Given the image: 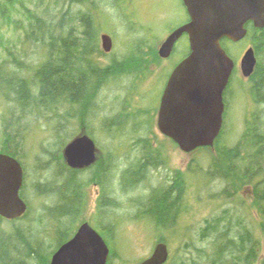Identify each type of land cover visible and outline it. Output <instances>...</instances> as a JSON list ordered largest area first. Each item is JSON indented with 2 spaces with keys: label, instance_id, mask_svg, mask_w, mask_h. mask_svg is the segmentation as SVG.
Wrapping results in <instances>:
<instances>
[{
  "label": "rangeland",
  "instance_id": "obj_1",
  "mask_svg": "<svg viewBox=\"0 0 264 264\" xmlns=\"http://www.w3.org/2000/svg\"><path fill=\"white\" fill-rule=\"evenodd\" d=\"M25 2L29 7L39 6L41 9L45 6L52 9L63 6L72 10L83 9L93 12L99 29L100 51L103 53L95 56V59L100 63L127 58L129 54L132 55L139 49L135 59L137 62L129 68L127 73L121 74L123 76L118 80L114 78L96 95L95 111L91 112L90 128L87 129L88 134L95 139L101 149L102 158L99 165L103 166L105 159L109 165L118 167L111 169L110 192L119 206L106 207L102 215V210L99 208V195L103 186L98 185V180L103 169L92 168L83 171L81 174L84 177L91 175L92 179L83 188L85 199L80 214L74 222L73 232H76L75 230L84 222L94 226L104 236L111 251L115 252L111 256L112 264H140L152 254L160 241L167 243L169 247L170 256L166 264H211V259H214L212 255L210 256V253H213L212 240L218 234L205 236L204 233L208 227V221L220 217L219 225L223 227L225 223L223 217L226 216L230 228L241 222V232L246 233L249 229L248 231H251L259 241L257 256L252 257L250 262H245L244 256L242 260L230 257L226 258L227 264L234 262L235 264H264V228L262 218L253 206V185L243 184L235 179L232 188L228 187L223 178L217 177L216 174H209V167L218 158V151L214 148H199L190 153L182 151L160 132L157 126V114L153 111L147 113L145 118L149 121L147 130L151 138L162 143L166 156L165 162L158 169H149L147 180L136 188L123 191L119 187L118 179L122 170L137 154L136 140H132L134 130L132 125L128 124L121 133L124 137L113 139L105 133L100 123L119 111L125 110L129 115L133 111L138 117L154 107L168 74L189 52V37L185 34L177 42L176 51L171 57L161 58L158 54L166 37L188 20V11L183 1L86 0L85 3L74 5L63 3L61 0H25ZM39 2H42V5H39ZM14 16L21 27L26 24V22H20L22 19L20 15ZM24 32L25 30L23 31L20 26L18 28L14 25L7 32L8 37L12 39L13 49L20 58L26 57L22 55L23 50L27 53L31 52L28 45L24 43ZM103 33H111L113 37L114 46L110 53H106L102 48L100 36ZM226 46L233 55L237 56V59L233 57L237 65L231 82L232 89L229 91L227 121L219 149L241 143L247 119L253 115L257 107H261V110L264 108V105L256 103L255 97L253 99L251 81L243 76L240 68L244 53L253 46L252 40L245 39L235 45L226 43ZM30 57L28 62H31ZM5 59L7 55L0 51V62ZM133 70H139V73H129ZM67 110L68 108L63 106L57 113L55 111L49 114V116L54 115L52 119L47 116H33L30 120L27 117L26 122L32 121L33 126L38 130H31L27 135L24 149L20 151L22 157L20 161L25 169V194L30 200V212L25 220L16 223L26 222L25 225L30 228V231H40V238L52 251L55 249L53 244L56 229L46 212L48 206L53 208L56 205L57 198L54 192H50V197H47L48 194L45 196L38 194L35 184L39 182L47 185L42 187L44 190H48L51 186L58 187L57 161L65 165L63 154L65 146L82 131H86L78 118H65ZM2 115L0 109V133ZM58 120L65 123V131L55 134L54 126ZM124 120L125 117L118 121L122 123ZM1 144L3 142L0 139V146ZM175 175L181 177L180 181L185 182L179 223L172 228H162L148 219L137 218V208L132 205V199L148 195L152 187L170 184ZM225 189L228 191L225 192ZM64 190L66 188H62V191ZM227 212L231 214L228 215ZM114 222L118 225L116 228H114ZM0 227L7 230L9 228L6 222L1 223ZM232 234L237 233L232 232ZM52 255L40 264H50Z\"/></svg>",
  "mask_w": 264,
  "mask_h": 264
},
{
  "label": "trees",
  "instance_id": "obj_2",
  "mask_svg": "<svg viewBox=\"0 0 264 264\" xmlns=\"http://www.w3.org/2000/svg\"><path fill=\"white\" fill-rule=\"evenodd\" d=\"M61 1L70 5L86 2V0ZM38 4L42 5V2ZM15 14L20 15L22 17L20 22H26V24L22 27L17 24L18 19L14 16ZM13 25L25 30L24 43L31 50L29 53L23 50L22 55H25V58L16 55L11 44L12 39L7 35ZM248 29L246 39L252 40L258 58L255 72L250 79L253 97L258 105H264V28L257 29L249 23ZM226 43L236 44L224 39L223 45L227 51L229 49ZM0 51L7 55V59L0 62V109L3 114L0 133L3 144L0 146V152L9 153L20 159L22 158L20 151L25 147L27 135L31 130L37 129L30 121L33 116H47L52 119L54 115L49 116V114L55 111L57 113L58 109L65 106L68 108L65 118H78L88 133L89 120L92 119L90 115L95 111L96 95L114 78L118 80L123 76L121 74L127 73L129 68L137 62L135 59L139 49L136 53L129 54L127 58L100 63L95 59V56L103 53L100 51L99 29L93 12L83 9L72 10L63 6L53 9L45 6L41 9L39 6H27L25 0H0ZM228 53L232 58L237 59L230 50ZM28 57L31 62H28ZM133 72L139 73V70L129 73ZM151 111L154 112V107L138 117L133 111L130 115L125 110L119 111L100 123L105 133L113 139L124 137L121 133L128 124L132 125L134 130L132 140H136L137 154L133 161L131 160L129 165L125 166L118 179L119 187H122L123 191L142 184L146 180L149 169H158L165 162L166 156L162 143L151 138L147 130L149 121L145 118ZM263 116L264 108L261 110V107H257L253 115L247 119L241 143L219 149L224 126L215 146L202 149L214 148L218 151V158L209 167V174H216L217 177L223 178L228 187L233 188L235 179L243 184L253 185V206L262 218L264 228ZM27 117L30 118L29 122H26ZM124 117V122L118 121ZM106 119L109 120L105 121ZM64 128L63 121L55 122V134L65 131ZM56 142L59 144V141L56 140ZM57 164L59 166L58 187L51 186L48 190H44L42 187L47 185L39 182L35 184L38 194L44 196L48 194L47 197H50V192H54L57 198L56 205L53 208L48 206L46 212L56 229L53 244L55 249L52 251L47 247V243L40 238V231H30V228L25 225L26 222L16 223L25 220L30 212V200L25 194L24 184L21 194L28 203L27 213L15 220H6L0 216V225L6 222L9 227L8 230L0 227L1 264H40L74 235L73 225L82 209L83 188L92 176L84 177L81 174L82 171L77 173L73 169H61L64 163L57 161ZM113 166L111 164L108 168H118ZM104 170L99 179L102 185L105 182ZM174 177L170 184L152 187L148 195L132 199V205L137 208V218L148 219L162 228H172L179 223L185 182L180 181L182 179L177 175ZM110 184H112L111 179ZM62 188L66 190L62 191ZM227 191L228 189H225V192ZM108 206L118 207L119 204L111 197V200H102L100 209L104 212ZM227 214L230 215L231 212ZM219 218L208 221V227L204 233L205 236L218 234L212 240L213 253H210V256L212 255L214 259H211V264H227L226 258L242 260L243 256L245 262H250L258 253L257 238L248 231L249 229L246 233L241 232V222L230 228L227 217L224 216L225 223L222 227L219 225ZM113 225L114 228L118 226L115 222ZM232 232L238 235H233ZM111 253L108 264H112L111 256L115 254L113 251Z\"/></svg>",
  "mask_w": 264,
  "mask_h": 264
},
{
  "label": "water",
  "instance_id": "obj_3",
  "mask_svg": "<svg viewBox=\"0 0 264 264\" xmlns=\"http://www.w3.org/2000/svg\"><path fill=\"white\" fill-rule=\"evenodd\" d=\"M190 20L174 29L161 44L158 54L169 58L177 42L189 37L190 53L173 70L161 102L157 126L179 148L190 153L214 147L224 126L225 91L236 67L235 60L223 45L228 39L239 43L246 39L252 23L264 28V0H183ZM102 48L110 53L114 46L108 33L100 36ZM254 46L244 53L240 68L245 78L256 69ZM99 147L86 131L74 137L64 148L67 165L85 169L98 159ZM25 170L14 156L0 153V216L19 219L28 211L22 197ZM111 249L103 235L89 222L53 253L50 264H108ZM170 251L160 241L152 254L140 264H166Z\"/></svg>",
  "mask_w": 264,
  "mask_h": 264
},
{
  "label": "flooded vegetation",
  "instance_id": "obj_4",
  "mask_svg": "<svg viewBox=\"0 0 264 264\" xmlns=\"http://www.w3.org/2000/svg\"><path fill=\"white\" fill-rule=\"evenodd\" d=\"M189 15V14H188ZM190 20V16L188 17V20H187V22ZM177 45V44H176ZM188 46H189V52H188V54L186 55V57L189 55V53H190V43H188ZM176 51V46H175V48H174V51H173V53L171 54V56L174 54V52ZM170 56V57H171ZM185 57V58H186ZM181 62V61H180ZM179 62V63H180ZM179 63H177L175 66H174V68L170 71V73L168 74V78H166V80H165V82H164V84H163V86H162V88H161V90H160V95H159V98L156 100V102H155V104H154V112L157 114V120H158V116H159V110H160V106H161V102H162V99H163V95H164V91H165V89H166V86H167V83H168V81H169V78H170V76H171V74H172V72H173V70L175 69V67L179 64ZM234 73V72H233ZM232 78H233V74H232V76H231V79H230V82H229V85H228V87H227V89H226V91H225V94H224V100H225V104H226V110H225V114H224V126H225V124H226V121H227V113H228V96H229V91H231V89H232V87H231V82H232ZM249 80L251 79V77L250 78H248ZM253 99H254V97H253ZM165 136V135H164ZM165 137H167V136H165ZM168 139H170V140H172L171 138H169V137H167ZM173 141V140H172ZM97 146L99 147V145L97 144ZM0 153H5V152H0ZM7 154H9V153H7ZM11 155V154H10ZM13 156V155H12ZM15 157V156H14ZM17 158V157H16ZM102 158V155H101V149H100V147H99V151H98V159H97V161H96V163L94 164V165H92L91 167H89V168H85V169H74V168H72V167H70L69 165H67V163H66V160H65V158H64V161H65V165H64V167H61V169H73V170H76L77 171V173H78V171H87V170H90V169H105L104 170V173H105V175H104V180H105V182H104V185H102V183L101 182H99V180H98V185H100V186H103V187H101V193H100V195H99V201H100V205H102V200H107V199H109V200H111V192H110V189H111V184H110V179H111V167H109L108 168V166H109V164L107 163V161L104 159V164H103V167L101 166V165H99V161H100V159ZM19 161H20V159L19 158H17ZM21 162V161H20ZM23 165V164H22ZM99 165V166H98ZM24 167V166H23ZM59 169V168H58ZM107 169V170H106ZM147 178H148V175H147V177H146V180H147ZM121 189H122V187H120ZM84 199H85V194H84V192H83V194H82V205H83V202H84ZM100 208V207H99ZM105 213V212H104ZM103 213V211H101V214L103 215L104 214ZM110 214H111V212H109ZM100 214V215H101ZM22 218V217H21ZM5 219V218H4ZM6 220H8V219H6ZM15 220V219H14ZM94 227V226H93ZM95 228V227H94ZM96 229V228H95Z\"/></svg>",
  "mask_w": 264,
  "mask_h": 264
},
{
  "label": "bare ground",
  "instance_id": "obj_5",
  "mask_svg": "<svg viewBox=\"0 0 264 264\" xmlns=\"http://www.w3.org/2000/svg\"><path fill=\"white\" fill-rule=\"evenodd\" d=\"M116 26V25H115ZM111 34V33H110Z\"/></svg>",
  "mask_w": 264,
  "mask_h": 264
}]
</instances>
